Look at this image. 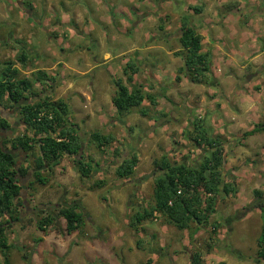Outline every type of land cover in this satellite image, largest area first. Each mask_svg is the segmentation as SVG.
I'll return each mask as SVG.
<instances>
[{"label":"rangeland","instance_id":"rangeland-1","mask_svg":"<svg viewBox=\"0 0 264 264\" xmlns=\"http://www.w3.org/2000/svg\"><path fill=\"white\" fill-rule=\"evenodd\" d=\"M25 1L34 5L28 17L16 6L6 13L0 4V42L5 43L4 48L0 46V67L13 63L19 71L18 78L32 82L35 95L64 102L68 106L67 122L78 128L82 147L79 155L62 157L50 173L43 171L47 179L44 186L32 183V159L13 151L17 167L28 166L30 170L27 177L19 178L22 207L18 220L0 218L10 246L9 264H191L194 253L200 255L201 264H261L255 255L260 211L251 205L260 202L264 206V133L257 132L253 138L242 141L240 138L245 130L264 123V108L261 106L249 117L237 113L229 133L226 127L233 123L227 121L224 113H235V109L231 111V105L226 110L219 108L227 102L231 104L233 93L250 83H256L252 93H260L264 98V56L259 71V65L250 73L239 67L252 51L240 34L244 29L254 31V27H247V22L256 14L255 2L227 0L222 10L216 9L220 13H216L212 1L207 6L201 0H174L176 5L169 8L160 7L165 0ZM256 1L264 7V0ZM202 5L206 6L203 17L187 9ZM144 12L147 15L140 16ZM223 12L225 20L219 24L218 16L222 17ZM262 18L258 38L252 42L255 55L264 50ZM210 21L216 25L211 31L215 32L212 40L216 43L212 46L208 32H202L205 41L201 50H205L210 62L205 82L193 83L183 74L176 82L177 70L183 67L179 23L187 22L196 29ZM232 27L236 34L231 33ZM146 34L150 36L146 45L154 46L152 52L130 51L131 47L139 48ZM216 35L219 39H215ZM112 36L116 40L110 44ZM92 40L98 47L96 57L90 59ZM22 49L27 57L24 64L17 62ZM234 51L245 55H234ZM120 52L124 54L116 57ZM106 53L114 64L102 60ZM133 56L139 61L141 73L133 76V84H128L123 68ZM150 60L160 68L153 71L156 76L151 79L152 72H144ZM95 61L104 70L78 74L77 71L98 66ZM36 71L47 76L44 85L34 82ZM114 78H120L128 89L141 85L144 95L155 97L156 105L144 100L140 106L146 110L144 117L139 108L119 117L111 103ZM30 100L36 98L31 95ZM213 100H218L215 107ZM20 105L12 107L6 101L0 102L1 117L12 122V137L31 135L18 113ZM172 108L175 110L170 113ZM197 120L202 122L199 132L218 137L223 143L224 163L219 170L224 183L233 182L234 193L216 198L215 211L205 225L190 222L187 229L178 230L158 214L137 229L130 228L131 215L153 204L154 183L160 176L154 163L160 157L186 166L200 163L205 153L192 141ZM96 133L112 135L114 140L98 149L90 138ZM113 151L136 154L138 163L129 179L114 175L118 162ZM80 160H90L100 170L82 179L76 172V161ZM97 182L103 185L94 187ZM254 191L259 193L258 198ZM74 204L84 216L79 230L68 235L62 219L44 233L37 229L46 212L55 217L58 209Z\"/></svg>","mask_w":264,"mask_h":264},{"label":"trees","instance_id":"trees-1","mask_svg":"<svg viewBox=\"0 0 264 264\" xmlns=\"http://www.w3.org/2000/svg\"><path fill=\"white\" fill-rule=\"evenodd\" d=\"M187 9L198 14L201 6L187 7ZM179 32L178 42L182 51L183 67L177 70L178 74L175 75L174 80L179 82V75L183 74L193 83L205 82L210 62L208 54L201 53L200 33L187 22H180ZM26 59L25 50L22 49L17 56V62L24 64ZM139 70L135 61L128 58L123 68L126 83L133 84V76L138 74ZM18 74L19 71L14 68L13 63H3L0 67V102L6 101L12 107L23 103L18 113L27 130L31 132L30 136L23 134L11 140L1 141L0 139V218L5 217L9 222L19 218L22 207L19 199L21 192L19 178L27 177L30 170L28 166L17 167V159L13 151L26 154V159H32L34 169L32 183L44 186L47 179L42 174L43 171L50 173L62 157H75L79 155L82 147L78 128L67 122L68 106L62 101L54 102L48 96L41 98L35 95L32 92V82L18 78ZM34 77V82L37 84H45L47 76L42 71H36ZM112 83L115 93L111 103L119 117L133 108H139V114L144 117L146 110L140 107L144 100H147L151 106L156 105L155 97L144 95L141 85H133L131 89H128L120 78H114ZM31 95L36 100L31 101ZM201 125V121L195 122L196 135L192 138L195 147L205 153L200 163L186 166L170 163L165 156L160 157L154 163L160 176L154 183L153 204L131 215L130 228L137 229L142 222L154 220L158 214L178 230L187 229L190 222L199 226L205 225L209 215L215 211L216 198L220 194L228 196L234 193L233 182L224 183L223 175L219 170L224 163L223 143L218 137H209L199 132ZM8 129L9 123L6 118L1 117L0 113V135ZM261 131L264 133V123L256 125L251 131L244 132L240 140ZM90 138L98 149L108 146L114 140L112 135L101 136L97 133L91 134ZM113 154L118 162L114 175L118 179H129L138 163L136 154L128 152L121 155L118 151H113ZM99 170L98 165L90 160L76 161V172L82 179L98 173ZM102 185V182H97L93 186L100 188ZM253 194L259 197L257 191ZM251 208L260 211L261 226L256 240L255 255L259 263L264 264V206L263 203L257 202L253 203ZM58 219L65 222L64 229L69 235L82 227L84 216L82 212H78V206L75 204L63 207L57 210L55 217L50 212H46L38 221L37 229L44 233L46 228ZM5 231V225L0 223V255L3 258V264H9L10 246L7 243ZM139 245L138 241L137 246ZM22 260L27 263L24 256ZM191 264H201L200 255L194 253Z\"/></svg>","mask_w":264,"mask_h":264},{"label":"crops","instance_id":"crops-1","mask_svg":"<svg viewBox=\"0 0 264 264\" xmlns=\"http://www.w3.org/2000/svg\"><path fill=\"white\" fill-rule=\"evenodd\" d=\"M202 2H204V3H207V6H208V3H210L211 4V1H212V4H211V6H212V9H214L215 10V12L216 13H220V11H216V9L217 10H219V9H223V2H225L224 3V5L227 3L226 1L227 0H201ZM210 1V2H209ZM251 2H252V4H253V2H255V4H253L254 5V10L256 11L255 13V15L254 16H252L249 20H248V22H247V27H254V31H249V30H242L241 32V34H240V36L243 38V40L244 41H248L247 43H249L248 44V46H250V48L252 49V51L250 52V56L244 61V63H243V65H241V66H239L240 67V69H241V71L242 70H245L246 72L247 71H249V73L250 72H252V70L254 69V67H256V66H258V67H256L257 68V71H259L262 67H260L261 65V63H262V58H263V56H264V50L263 51H260L259 52V54H257V55H255L254 54V49H255V46L252 44V42H256V40H257V38H258V35H259V20H261V18L262 17H264V7H261V4H259L258 3V1H256V0H251ZM160 5V7H165V8H169L170 7V5H176L175 4V2H174V0H165L163 3H160L159 4ZM76 7V6H75ZM189 7H192V6H189ZM196 7V6H195ZM205 8H206V6L205 5H202L201 6V10H200V12L198 13V14H194L192 11H189V13H192V14H194V15H196V16H198V17H203V16H205V14L203 13V11L205 10ZM238 11H240V9H238ZM225 13L226 12H223V13H221L222 15H223V19H222V22L225 20ZM212 14H213V12H212ZM142 15H147V13H142L140 16H142ZM238 17H239V14H238ZM263 19V18H262ZM208 22V21H207ZM205 23V22H204ZM209 24H210V27H209ZM203 25V24H202ZM135 26V25H134ZM137 26H138V24H136V28H137ZM139 27H140V25H139ZM179 28H180V23H179ZM178 28V29H179ZM214 28H216V25L214 26V25H212V23H211V21H210V23H205V25H203L202 27H200V28H196L197 29V31L200 33V35H201V37H202V42H201V44H202V47L204 46V42L203 41H205L204 39H203V31H206V33H207V37H208V34L210 35L209 36V39H208V42L210 43V44H212V46H215V41L214 40H212L214 37V35H215V32H211L212 31V29H214ZM233 29L231 30V33L232 32H234V34H236V32H237V30L234 28V27H232ZM90 30H93L92 28L90 29ZM211 34H210V33ZM214 33V34H213ZM254 33H257V35L256 36H254L253 34ZM216 38L215 39H219V37L216 35L215 36ZM91 38H92V36H91ZM116 40V38H115V36H112L111 37V39H110V44H112V42L113 41H115ZM150 40V36L148 35V34H146V37H145V40H144V42L143 43H141L140 44V46H139V48L138 49H136L135 47H131L130 48V51H135V50H139V51H141V52H152V50L154 49V46H152V44H149V45H146V41H149ZM92 44H93V47L95 48V49H97V44H96V41L95 40H92ZM201 53H205V50L202 48V50H201ZM234 53V55H245V53L244 52H242V51H240V52H238V51H234L233 52ZM252 53V54H251ZM124 53L123 52H120L119 54H117L116 55V57H120V56H122ZM214 54H215V56L217 55V52H214ZM221 56V55H220ZM115 57V55H114V58H116ZM216 58V57H215ZM131 59L132 60H134L137 64L139 63V61H136L135 60V57L133 56V57H131ZM214 59V58H213ZM102 60H104L105 62H109V61H111V64H114L115 62L113 61L114 59L110 56V54L109 53H106V54H104V56H103V59ZM128 60V59H127ZM127 60H126V62H127ZM217 60V59H216ZM218 60H220V62L222 61L221 60V58L220 59H218ZM148 61V60H147ZM151 62L148 64V68L147 67H145L144 69H146V70H144V72H146V73H148V74H150L151 72H152V74H150V76H149V79H151L153 76H156L155 74H154V72L153 71H157V70H159L160 68L158 67V64L154 61V60H150ZM146 62V61H145ZM95 63L98 65V66H95V67H93V68H91V69H89V70H86V71H77L78 72V74H80V75H83V74H87V73H93V71H94V69H99V70H103L102 69V67H101V64H99L98 63V61H95ZM105 64V63H104ZM260 67V68H259ZM250 69V70H249ZM244 71V72H245ZM139 73H141V70H139ZM138 73V74H139ZM134 82V81H133ZM256 86V83H250V84H248V85H246L245 87H243V88H239V89H241V90H238V91H236L235 93H233V95H232V103L231 104H229V102H227V104H225V105H221L219 108H220V110H226L227 109V107H228V105H231V111L233 110V109H235L234 110V112L235 113H233V112H231V114H229L228 112H225L224 113V116H225V118L227 119V121L229 122V123H233V126H230V127H226L227 129H226V132H230V129L231 128H233L234 127V122H235V119H237L236 117H237V113L238 114H242L243 116H246V117H249L251 114H255L256 112H258L260 109H261V106L264 108V106L262 105V99H264L263 97H261V94L260 93H252V88H254ZM109 89V88H108ZM213 101H215V103H214V107L216 106V102H218V100H213ZM234 101V102H233ZM213 104V103H212ZM213 106V105H212ZM175 109L174 108H172L171 109V111H170V113L172 112V111H174ZM169 113V114H170ZM161 114H163V113H161ZM235 118V119H234ZM244 124H242L241 125V127H244L243 126ZM254 127V126H253ZM253 129V128H252ZM252 129H249V130H245L244 132H248V131H251ZM254 137V135H252V136H250L249 138H253ZM235 151V150H234ZM139 231V230H138ZM137 231V232H138Z\"/></svg>","mask_w":264,"mask_h":264},{"label":"flooded vegetation","instance_id":"flooded-vegetation-1","mask_svg":"<svg viewBox=\"0 0 264 264\" xmlns=\"http://www.w3.org/2000/svg\"><path fill=\"white\" fill-rule=\"evenodd\" d=\"M31 1V0H30ZM0 4H2L3 6H4V8H5V11H6V13L9 11V9H11V7L12 6H16V8H17V10L18 11H20V12H22L23 13V15L24 16H26V17H28V16H30L31 15V10H33V7H34V5H33V2L30 4V3H27V1H25V0H13V2H11L10 0H0ZM26 4H27V6H26ZM32 5V6H31ZM23 8V9H22ZM24 9H27V10H24ZM28 11H30L29 13H28ZM9 13V12H8ZM27 13L28 14H30V15H27ZM221 16L222 17H219L218 16V19H219V24L222 22V19H223V15L221 14ZM28 19V18H27ZM33 20V22L35 23V24H38V22H36V21H34V19H32ZM34 24V25H35ZM218 24V25H219ZM217 25V26H218ZM197 30V29H196ZM178 38H179V35H180V32H179V29H178ZM0 46H1V48H4L5 47V43H3V42H0ZM96 49L93 47V49L92 50H90V59H92V57H96ZM135 64L139 67V69L141 70V67L139 66V64H137L136 62H135ZM103 69V68H102ZM104 70V69H103ZM7 119V118H6ZM7 121H8V123H9V129H8V131H6V132H3L1 135H0V139L1 140H11V139H13L14 137H12L11 136V134H12V130H13V125H12V122H10L8 119H7ZM64 207H67V206H64ZM69 207V206H68ZM61 208H63V207H61Z\"/></svg>","mask_w":264,"mask_h":264},{"label":"water","instance_id":"water-1","mask_svg":"<svg viewBox=\"0 0 264 264\" xmlns=\"http://www.w3.org/2000/svg\"><path fill=\"white\" fill-rule=\"evenodd\" d=\"M0 110H1V107H0Z\"/></svg>","mask_w":264,"mask_h":264}]
</instances>
